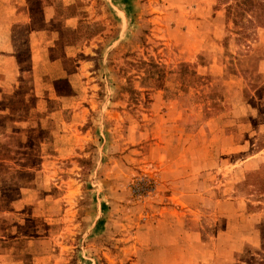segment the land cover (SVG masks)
I'll use <instances>...</instances> for the list:
<instances>
[{"label": "rangeland", "instance_id": "rangeland-1", "mask_svg": "<svg viewBox=\"0 0 264 264\" xmlns=\"http://www.w3.org/2000/svg\"><path fill=\"white\" fill-rule=\"evenodd\" d=\"M225 7L31 0L82 79L0 118V264H264V10Z\"/></svg>", "mask_w": 264, "mask_h": 264}, {"label": "crops", "instance_id": "crops-1", "mask_svg": "<svg viewBox=\"0 0 264 264\" xmlns=\"http://www.w3.org/2000/svg\"><path fill=\"white\" fill-rule=\"evenodd\" d=\"M30 4L31 0H0V118L8 121L3 135L9 137L27 136L32 116L45 124L54 119L61 111L47 112V103L64 102L69 96L57 91V85L70 89L74 98L82 79L81 65L72 72L64 67L71 62L67 50L72 47H59L48 31L31 28Z\"/></svg>", "mask_w": 264, "mask_h": 264}, {"label": "trees", "instance_id": "trees-1", "mask_svg": "<svg viewBox=\"0 0 264 264\" xmlns=\"http://www.w3.org/2000/svg\"><path fill=\"white\" fill-rule=\"evenodd\" d=\"M225 7V18L238 26L243 32L245 23L252 24L247 15H250L254 21L259 19L260 13L264 10V0H218ZM263 9V10H262ZM243 35V34H242Z\"/></svg>", "mask_w": 264, "mask_h": 264}]
</instances>
